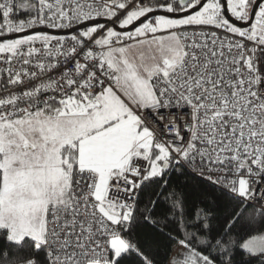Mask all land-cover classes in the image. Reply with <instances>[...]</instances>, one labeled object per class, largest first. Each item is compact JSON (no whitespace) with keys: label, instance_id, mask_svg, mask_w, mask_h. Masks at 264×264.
Listing matches in <instances>:
<instances>
[{"label":"snow or ice","instance_id":"6c2138e0","mask_svg":"<svg viewBox=\"0 0 264 264\" xmlns=\"http://www.w3.org/2000/svg\"><path fill=\"white\" fill-rule=\"evenodd\" d=\"M0 264H264V0H0Z\"/></svg>","mask_w":264,"mask_h":264}]
</instances>
